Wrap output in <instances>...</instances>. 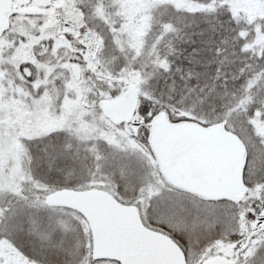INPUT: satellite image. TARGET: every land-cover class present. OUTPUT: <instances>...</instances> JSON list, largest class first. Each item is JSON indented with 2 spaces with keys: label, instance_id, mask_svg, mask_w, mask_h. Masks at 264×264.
I'll use <instances>...</instances> for the list:
<instances>
[{
  "label": "snow or ice",
  "instance_id": "obj_1",
  "mask_svg": "<svg viewBox=\"0 0 264 264\" xmlns=\"http://www.w3.org/2000/svg\"><path fill=\"white\" fill-rule=\"evenodd\" d=\"M0 264H264V0H0Z\"/></svg>",
  "mask_w": 264,
  "mask_h": 264
}]
</instances>
